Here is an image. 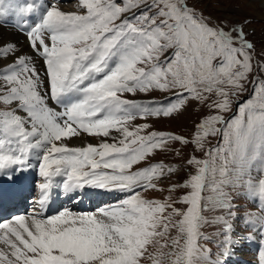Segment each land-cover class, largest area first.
Listing matches in <instances>:
<instances>
[{"label":"snow or ice","instance_id":"snow-or-ice-1","mask_svg":"<svg viewBox=\"0 0 264 264\" xmlns=\"http://www.w3.org/2000/svg\"><path fill=\"white\" fill-rule=\"evenodd\" d=\"M77 6L86 11L67 13L57 0H0V23L13 17L30 49L0 38V211L38 192L29 212L0 220V264H226L257 238L264 264V46L257 53L249 39L252 19L206 16L191 0ZM192 103L210 114L191 139L153 130L150 120ZM84 134L99 142L70 146ZM188 146L187 178L164 199L146 198L181 171L150 158L181 157ZM33 170L40 179L30 183ZM86 189L117 199L47 214L54 192L78 201ZM177 189L187 191L174 199ZM206 226L217 231L206 234Z\"/></svg>","mask_w":264,"mask_h":264},{"label":"rangeland","instance_id":"rangeland-1","mask_svg":"<svg viewBox=\"0 0 264 264\" xmlns=\"http://www.w3.org/2000/svg\"><path fill=\"white\" fill-rule=\"evenodd\" d=\"M191 2L195 3L196 7L199 10L203 11L206 16H212L217 19H223L227 17L229 20H239L242 22L245 20V18H251L253 22L247 27L246 31H249L250 33L254 32V35L250 34L249 39L253 40L254 43L256 44L257 53H259L261 50V47L264 46V7L257 0H255V2H253V0H191ZM82 12L83 11H81L80 13ZM30 22L34 25L37 22V18H36V22L33 21V19H31ZM167 55L168 53L165 54V56ZM39 62L41 63V61ZM41 72H43V70ZM165 95L166 94L159 93V92L152 94V96H154L156 100L164 99ZM137 97H144V96L143 94H138ZM246 98L247 97H242V100ZM233 107L235 109V105ZM208 114H210V110L208 109L207 104L201 105L198 103H192L188 107L187 111L181 115H178L174 118H160L158 120H150L149 122L153 125V130L177 133V134H180L182 136H185L191 139L195 131V125L199 123L200 120ZM135 123L137 124L144 123V121L137 120ZM209 139L211 141V144L209 146L214 145L216 143L215 138H209ZM173 147L176 148L177 150H180L181 148V146L178 144L174 145ZM191 153H192V147L188 146L182 149L181 157H176L175 154L171 152L170 153H157L154 157H152L151 162L152 161L160 162L162 159L168 163H174V164H178L181 166V171L174 174L171 177V179L166 178L160 182V184L167 185V186L162 187L164 188V192H160V195L163 198H165L166 196L170 194L168 189L171 187V185L179 183V182H183L187 178L189 171H192L190 166H186L185 164L187 157ZM196 155L201 156L202 154L196 153ZM157 158H160V159H157ZM140 166L141 165H137L136 167H140ZM186 191L187 190L185 189H177V191L174 193H171V195H173L174 199L180 198L184 194H186ZM151 192L152 191H150L149 193H146L145 196H148L150 198ZM94 195L96 196L95 199L97 198L98 200L96 203H93V207L101 203V198H102L101 195L98 196L99 194L97 195L96 192H93L91 196H94ZM110 198H112V201L115 203L116 196L112 197L111 195ZM239 203H245L247 205L249 204L248 201L244 199H239ZM180 205L181 204H177L176 207L179 208ZM255 208L256 207H253V210H255ZM212 227L214 229L213 233H215L217 229H215L214 226ZM203 230H206V229L204 228ZM254 241H255V245L257 246L256 251H253L251 248V242L253 241L243 242L245 251L243 250L241 253H245V255L240 256V257H243L242 258L243 261L244 260L249 261L251 259V262H254L258 260L259 255H257V252L260 250L261 245H260L258 238ZM213 249H215V247H212V250ZM236 253H240V251H236Z\"/></svg>","mask_w":264,"mask_h":264},{"label":"bare ground","instance_id":"bare-ground-1","mask_svg":"<svg viewBox=\"0 0 264 264\" xmlns=\"http://www.w3.org/2000/svg\"><path fill=\"white\" fill-rule=\"evenodd\" d=\"M259 2V0H257ZM9 0H5V3H8ZM58 5L61 7V9L67 13H80L81 11H86L83 10L81 8H79L78 5V0H57ZM260 3V2H259ZM264 7V6H263ZM36 18L37 16H31L29 17V20L33 19V21L36 22ZM38 20V18H37ZM37 23V22H36ZM17 26H15L14 24V20L13 17H10L9 19H6L3 23H0V38H2L3 40H11V41H15L21 48H23L25 51H30L29 47H28V40L26 38L25 35L21 34L17 28ZM38 63H40L38 61ZM83 140H87L91 143H97L98 138H93V137H87L86 134L82 135L81 138H73L72 141H69L70 146L73 145H81ZM35 171V170H33ZM29 176V182L31 183V181H33L31 179V176L34 175V173H29L27 174ZM39 176H38V181H39ZM86 195H84V197L89 198L93 192H96L97 195L98 194H106L107 192H101L99 190H90V189H86ZM112 195V197H115L116 195L113 193H107ZM38 196V192L35 193V198ZM55 196L57 198V202L54 204L52 210H51V214H55L57 212L58 209H60L61 207L64 206V203H68V205H70V202L73 201V199L71 197H66L67 199L64 200L63 196L58 195L55 192ZM30 203L29 199L24 200L22 203H20L18 206L14 207L15 211H19L21 213H26L27 210H29V208L31 209L30 205H28V203ZM81 203H84V205H86L87 207H89V204L87 201H83ZM32 204V202H31ZM9 208H12V206H9ZM6 210V214L5 216L1 217L0 220L5 219L6 217H9L12 215V211L10 209ZM29 212V211H28ZM4 215V214H3ZM258 241V240H257ZM239 248H242L241 245L238 246ZM237 247V248H238ZM253 250V249H252ZM245 251V250H244ZM255 251V250H253ZM239 257V256H238ZM240 263L239 259H235L233 256L228 258L227 264H238Z\"/></svg>","mask_w":264,"mask_h":264}]
</instances>
